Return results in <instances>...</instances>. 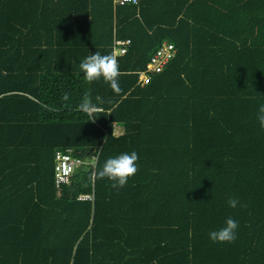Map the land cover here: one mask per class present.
Returning a JSON list of instances; mask_svg holds the SVG:
<instances>
[{"label":"trees","instance_id":"trees-1","mask_svg":"<svg viewBox=\"0 0 264 264\" xmlns=\"http://www.w3.org/2000/svg\"><path fill=\"white\" fill-rule=\"evenodd\" d=\"M125 40L120 92L86 82L80 62ZM262 105L264 0H0V264H264ZM66 149L87 164L60 190ZM133 151L126 186L94 178ZM229 217L235 241L212 242Z\"/></svg>","mask_w":264,"mask_h":264},{"label":"clouds","instance_id":"clouds-1","mask_svg":"<svg viewBox=\"0 0 264 264\" xmlns=\"http://www.w3.org/2000/svg\"><path fill=\"white\" fill-rule=\"evenodd\" d=\"M80 71L84 75V79L88 83L103 79L105 83L109 84L111 89L119 93V66L115 53L101 55L99 52L92 53L80 62ZM63 100L69 99V94L65 93ZM93 103L90 91L85 92L81 102L77 105V111L86 114L89 118H93L95 114L103 111L99 104L103 103V99L97 96ZM257 120L262 129H264V105H262L257 112ZM139 156L135 151L131 153H123L116 157L108 158L103 167L94 174L95 179H107L112 182L111 186L114 189H120L126 186L128 180L138 172L137 162ZM236 198H229L228 205L236 208L239 204ZM238 222L229 217L225 226L218 231L209 233V238L214 243H231L236 237V230L238 229Z\"/></svg>","mask_w":264,"mask_h":264},{"label":"built area","instance_id":"built-area-1","mask_svg":"<svg viewBox=\"0 0 264 264\" xmlns=\"http://www.w3.org/2000/svg\"><path fill=\"white\" fill-rule=\"evenodd\" d=\"M140 0H113L115 7L123 5H136ZM131 45L130 40L116 41L115 42V55L121 58L127 55L128 49ZM178 56V49L175 45L165 42L160 49L152 56L148 63L147 70L140 74L139 85L142 87L147 86L151 78L165 72L175 57ZM95 160L93 161L94 165ZM87 164L81 159L73 156V151L70 149L61 150L57 153V166H56V181L58 188L61 190L62 186L69 185L72 177L79 165ZM81 201L93 200L90 195H82L78 198Z\"/></svg>","mask_w":264,"mask_h":264},{"label":"crops","instance_id":"crops-1","mask_svg":"<svg viewBox=\"0 0 264 264\" xmlns=\"http://www.w3.org/2000/svg\"><path fill=\"white\" fill-rule=\"evenodd\" d=\"M114 133H115V135H122L124 133V127L120 124H116L114 127ZM88 163H89V161H88ZM90 163L92 164L93 161Z\"/></svg>","mask_w":264,"mask_h":264}]
</instances>
